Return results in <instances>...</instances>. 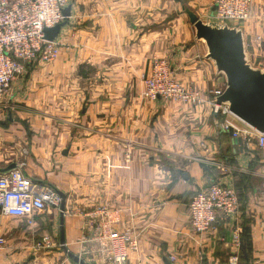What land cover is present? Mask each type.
Here are the masks:
<instances>
[{"label":"crops","instance_id":"crops-1","mask_svg":"<svg viewBox=\"0 0 264 264\" xmlns=\"http://www.w3.org/2000/svg\"><path fill=\"white\" fill-rule=\"evenodd\" d=\"M192 1L187 5L200 19L213 4ZM181 6L74 0L56 39L64 45L58 58L23 72L0 98V171L18 167L65 197L64 247L82 264L107 259L98 239L106 219L84 216L103 207L113 231L137 235L127 264H224L233 224L240 238L248 229V264H264V160L253 143L234 145L222 130L224 118L210 99L225 79ZM239 29L247 58L264 59V0H253L251 18ZM154 58L198 91L202 104L145 100L142 76ZM210 183L231 186L240 208L233 221L219 218L197 235L188 226V205ZM60 234V211L28 219L0 213V264H74Z\"/></svg>","mask_w":264,"mask_h":264},{"label":"built area","instance_id":"built-area-1","mask_svg":"<svg viewBox=\"0 0 264 264\" xmlns=\"http://www.w3.org/2000/svg\"><path fill=\"white\" fill-rule=\"evenodd\" d=\"M69 2L70 0H0V98L22 74L23 66L39 61L44 52L51 53L52 58L58 56L57 45L46 42L43 31L63 21V11L70 5ZM252 4L253 0H214L211 23H232V28H240L250 19ZM142 81L145 95L150 100L164 98L194 107L202 103L196 91L185 89L174 80L165 61L153 60ZM223 91L212 92L210 101L214 113L224 118L222 130H232V138L240 139L246 145L253 143L264 160V133L260 134L235 119L227 105L216 104V98ZM60 204V196L53 189L32 181L20 168L0 174L2 215L28 219L47 209L59 211ZM239 208L238 195L231 186L210 183L192 196L188 205V226L197 235L207 233L219 218L225 223L233 221ZM107 213V209L103 207L84 216L106 219L98 228L100 245L106 251L107 259L104 264H127L129 252L138 248L137 235L113 231L110 228L111 218ZM48 245V239L42 240V246ZM230 245L231 253L224 264H240V230L236 224L231 226ZM170 261L174 263L175 259L170 257Z\"/></svg>","mask_w":264,"mask_h":264},{"label":"water","instance_id":"water-1","mask_svg":"<svg viewBox=\"0 0 264 264\" xmlns=\"http://www.w3.org/2000/svg\"><path fill=\"white\" fill-rule=\"evenodd\" d=\"M189 24L195 32V39L202 41L207 49V60L210 61L215 72L225 79V88L222 95L216 98L217 105L225 104L230 114L242 124L252 130L264 133V66L258 69L251 67L245 53L244 39L239 28L215 23H203L193 12L185 9ZM71 16V7L63 11L64 21L53 28L45 29L44 40L53 42L67 25ZM232 137V130L229 132ZM233 139V138H232ZM240 139H233V144H240ZM11 166L0 173L9 171ZM60 204V244L63 251L75 263L82 264L78 258L67 252L64 247L63 213L65 211V197L59 195ZM243 250L240 240V251Z\"/></svg>","mask_w":264,"mask_h":264},{"label":"rangeland","instance_id":"rangeland-1","mask_svg":"<svg viewBox=\"0 0 264 264\" xmlns=\"http://www.w3.org/2000/svg\"><path fill=\"white\" fill-rule=\"evenodd\" d=\"M178 1H180L181 2V16H183V19L186 21V23H188V25H190L191 27H192V25L191 24H189V21H188V18H187V16H186V14H185V9H187V10H189V11H191L192 9H190V7L187 5V4H189L192 0H178ZM193 2V1H192ZM213 2H214V0H213ZM212 2V3H213ZM70 5L68 6V7H71L72 6V4L74 3V0H70ZM212 11H213V4H212V6H211V8L209 9V10H203V14H202V17H203V19H200L203 23H211V22H213L210 18H211V15H212ZM192 12V11H191ZM194 13V12H193ZM195 14V13H194ZM196 15V14H195ZM196 16H198V15H196ZM71 17V16H70ZM174 17V16H173ZM205 18V19H204ZM250 18H251V16H250ZM70 19V18H69ZM68 19V20H69ZM250 20V19H249ZM248 20V21H249ZM63 21H64V18H63ZM62 21V22H63ZM247 21V22H248ZM61 22V23H62ZM68 23V22H67ZM230 24H232V23H229V25L228 26H231ZM64 28V27H63ZM62 28V29H63ZM61 29V30H62ZM192 29H193V27H192ZM193 31H194V29H193ZM195 33V32H194ZM57 39V38H56ZM56 39L53 41L56 45H57V48H58V56H59V53H60V51H61V49L63 48V44H58L57 42H56ZM53 42H49V43H53ZM58 56H56L55 58H52L51 57V53H43V55H42V57H40V59H39V61H36V62H34V63H32L31 65H29V66H23V72L25 73L28 69H30V68H32L34 65H36V64H39V63H42L43 65H48V64H51V63H53L57 58H58ZM153 60H160V61H163V60H161V59H156V58H154V59H152L151 61H150V63L153 61ZM259 61H263L261 64H263V65H259ZM166 62V61H165ZM150 63H149V68H150ZM167 63V62H166ZM248 63H249V65L251 66V67H253V68H255V69H258V68H261V67H263L264 66V59H260V57L258 58V61H255V62H253L252 60H250V58L248 59ZM168 64V63H167ZM149 68H148V71H149ZM171 69V68H170ZM148 71L147 72H145L144 73V75L142 76V78H144L147 74H148ZM172 71V70H171ZM22 72V73H23ZM21 75V74H20ZM19 75V76H20ZM18 76V77H19ZM24 76V75H23ZM17 77V78H18ZM172 77L174 78V76H173V73H172ZM16 78V79H17ZM15 79V80H16ZM14 80V81H15ZM174 80L179 84V85H181L183 88H185V89H188V90H192V91H196V90H194L193 88H186L185 86H183L179 81H177L175 78H174ZM13 81V82H14ZM11 85V84H10ZM142 85H143V91H142V94H141V96L145 99V100H150L149 98H147V96L145 95V88H144V82L142 81ZM10 87V86H9ZM9 87L6 89V91L9 89ZM5 91V92H6ZM5 92L3 93V95L5 94ZM197 93H198V91H196ZM3 95L1 96V98L3 97ZM198 97H199V99H200V101L202 102L203 100H202V98H201V95L198 93ZM157 99H160V100H162V101H171V102H173V103H178V104H181V105H188V104H182V103H179V101H174V100H170V99H164V98H155L154 100H157ZM211 100V99H210ZM12 105H15L14 103H11ZM11 104H9V105H11ZM202 104V103H201ZM200 104V105H201Z\"/></svg>","mask_w":264,"mask_h":264},{"label":"trees","instance_id":"trees-1","mask_svg":"<svg viewBox=\"0 0 264 264\" xmlns=\"http://www.w3.org/2000/svg\"><path fill=\"white\" fill-rule=\"evenodd\" d=\"M240 240H242L243 250L239 253V260L240 263L248 264L250 260V238L248 229L243 230Z\"/></svg>","mask_w":264,"mask_h":264}]
</instances>
